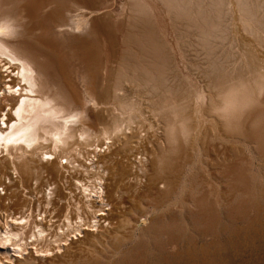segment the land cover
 <instances>
[{"label": "bare ground", "instance_id": "6f19581e", "mask_svg": "<svg viewBox=\"0 0 264 264\" xmlns=\"http://www.w3.org/2000/svg\"><path fill=\"white\" fill-rule=\"evenodd\" d=\"M127 6L123 15L101 16L94 0H0V167L6 168L0 169V213L6 201H24V196L37 200L42 192L48 205L57 201L66 211L57 227L41 203L37 216L32 206L25 216L8 214L0 226V249L13 246V252L23 255L31 246L41 256L51 251L52 242H65L71 234L108 220L112 211L106 208L114 197L104 187L105 167L147 170L150 163L159 167L156 177L165 173L161 167H177L173 154L178 157L183 146L178 126L188 112L184 104H194L195 115L200 102L206 104L209 113L241 137L251 126L264 144V113L248 109L256 99L251 88L264 87V62H258L264 53V0H128ZM121 34L124 41L119 44ZM230 40L236 42L238 62L226 60L234 50L225 48ZM198 58H203L202 66ZM186 66L193 74L202 73L206 90L203 86L200 91L192 73L184 74ZM127 85L152 96V102L161 98H155L159 111L154 112L163 116V133L158 128L152 132L151 117L145 125L153 134L137 122L145 110L119 93ZM112 100L133 115H114L110 127L100 128L101 113L114 110L106 109L104 101ZM162 140L168 142L166 148ZM54 172L58 178L74 173L73 185L82 197L69 185L70 198L60 193L62 177L58 183L46 180L47 189L39 191L43 174ZM34 180L36 188H28ZM22 187L29 190L23 193Z\"/></svg>", "mask_w": 264, "mask_h": 264}, {"label": "rangeland", "instance_id": "374dc122", "mask_svg": "<svg viewBox=\"0 0 264 264\" xmlns=\"http://www.w3.org/2000/svg\"><path fill=\"white\" fill-rule=\"evenodd\" d=\"M94 2L98 6L100 4L101 10L98 14L101 16L109 12L123 15L125 8L128 7V0H100L99 3L94 0ZM226 23L230 24L229 21ZM122 36L124 35L119 36V42H121L119 44L124 41ZM232 36L229 35L233 39ZM230 41L226 42L225 48L227 45L234 46L232 48L235 51L231 50L232 57L228 54L229 58L226 60L229 61L231 58V63L238 62L239 56L234 53H237L236 42ZM200 58L196 62L202 64L204 60ZM261 61L264 62V53L258 59V62L262 63ZM200 63L198 65L202 66ZM189 70L187 66L183 68L186 76H192L193 72ZM201 74L197 71L192 77L198 83L200 91H203V86L206 90L207 85L204 84L206 79ZM263 77L261 76L262 81H264ZM185 82L186 80H183V83ZM126 87V91H123L125 94L119 93L126 96L131 103L138 102L141 111L145 110L144 116L142 115L145 119L142 116L138 117L137 122L147 126L150 134L152 132L155 134L156 128L159 129L157 132H164L163 116L158 113L157 109L161 98L153 97L152 102V96L149 98L147 94L142 93L141 95V92L131 89V85ZM185 89H188L187 86H184L182 91L184 97L189 93ZM263 90L264 87L251 88L256 99L248 103V109L264 113ZM159 96L162 95L159 94ZM155 98L159 100L156 101L157 104H155ZM145 103L147 104L144 105ZM119 105L118 101H104L106 109L114 110L111 111L113 114L107 111L101 113L100 128L105 125L110 127V124L115 122L112 118L114 115L119 116L120 119L133 115V111L130 110L129 114ZM184 105L185 109L186 107L188 109L184 117L185 124L183 122L178 126L180 129L178 141L183 146L177 151L179 152L178 157L173 154L174 159L179 162L177 167H161L166 171L163 170L165 173H162V176L158 172V177H156V171L159 167L154 168L150 163L147 165V170L146 167L145 169L144 167H135L136 169H133L134 167H105L107 176L105 175L104 178L106 179L104 187L107 191H112V198L114 197L111 205L106 208L112 211L108 220L105 222L102 220L98 227H90L84 233L71 234L65 242H52L51 251L48 254H39L41 256H37L38 254L31 246L23 252V255L13 252V246H9V249H0V264H264V144L251 130V120L248 121V127H250L246 137H241L221 124L222 121L217 116L209 113L206 104L200 102V111L196 114L197 116L191 110L195 107L194 104H189L190 107L187 104ZM155 108L158 111L154 112ZM186 110L182 109L181 112L183 111L184 114ZM204 110L206 111L203 112ZM137 113L136 111L135 114ZM146 117H151L148 123L155 126L154 130L149 128L148 123L145 125ZM182 131L185 133L183 134ZM161 144L165 148L168 146L166 140H162ZM152 157L149 155V162L153 159ZM0 169L6 168L0 167ZM66 174L65 176L59 175V178L62 177L60 193L62 192L65 196L69 195L68 198H70V186L79 198L82 194L73 185H77L76 180L73 179L74 173L70 177L68 173ZM59 178L55 172L52 175L45 173L43 181H40L42 186L40 185L37 189L42 192L47 189L45 184L49 181H51L49 183L55 181L58 183ZM35 183L34 180L30 184L32 186L27 185L28 188H36ZM157 183L161 184L156 186ZM28 188L21 190L25 193L29 190ZM23 199L24 201L21 199L13 202L14 204H8L6 201L4 211L2 209L3 213H0V226H3L8 214L10 217L13 215L14 218L25 216L30 213L28 209H31V206L33 215L37 216L39 212L37 206L40 203L44 207L42 209L40 204V208L42 212H47L48 219L54 216L55 227L65 218L64 204H58L55 201L56 205H48L43 192L38 195L37 199L42 202L33 198H27V200L25 196ZM55 227L48 228V239L51 238V231L52 234L55 233Z\"/></svg>", "mask_w": 264, "mask_h": 264}, {"label": "snow or ice", "instance_id": "6c2138e0", "mask_svg": "<svg viewBox=\"0 0 264 264\" xmlns=\"http://www.w3.org/2000/svg\"><path fill=\"white\" fill-rule=\"evenodd\" d=\"M0 111H2V109H0Z\"/></svg>", "mask_w": 264, "mask_h": 264}]
</instances>
